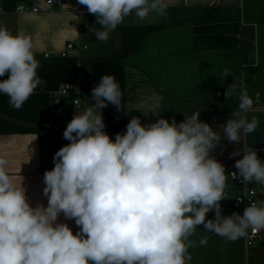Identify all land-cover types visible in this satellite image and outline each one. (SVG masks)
Here are the masks:
<instances>
[{
    "label": "clouds",
    "instance_id": "obj_1",
    "mask_svg": "<svg viewBox=\"0 0 264 264\" xmlns=\"http://www.w3.org/2000/svg\"><path fill=\"white\" fill-rule=\"evenodd\" d=\"M109 34L130 15L139 20L155 12L166 15L168 0H78ZM30 36L12 34L0 26V93L20 109L45 84L37 74ZM227 77L230 70L225 68ZM79 93V89L66 85ZM93 103L75 114L63 132L69 141L54 154V168L44 174L47 206H31L22 182L10 172V161L0 155V264H190L188 248L198 225L206 233L237 240L264 228V202L252 201L243 215H222L227 176L211 155L221 133L200 120V112L184 121L160 117L142 124L132 117L126 131L111 139L102 110L109 104L121 110L122 91L114 75L105 74L92 88ZM237 91L226 89L225 99ZM238 110L223 126L229 142L253 133L259 120L246 113L253 107L247 90L238 93ZM156 114L159 101L141 105ZM235 163L242 183L264 188V161L256 151L243 149ZM239 151L229 158L239 156ZM214 211L213 219H206ZM63 214L74 220L73 234ZM208 237L199 243H207Z\"/></svg>",
    "mask_w": 264,
    "mask_h": 264
},
{
    "label": "crops",
    "instance_id": "obj_2",
    "mask_svg": "<svg viewBox=\"0 0 264 264\" xmlns=\"http://www.w3.org/2000/svg\"><path fill=\"white\" fill-rule=\"evenodd\" d=\"M23 3L38 6V11L16 12L4 10L0 5V26L14 35L30 36L36 60L44 58V52L57 55L67 42H77L79 46L82 40L101 42L95 34L101 30L96 17L88 12L77 15L75 0H63L51 6L45 4V0H23ZM168 3L164 16L152 12L146 19L139 20L133 14L115 29L120 30L121 40L116 39V49L108 55L122 53L133 46L135 26H159L145 34L137 47L123 58L125 131L134 116L139 117L142 124L155 122L160 117L180 123L185 117L200 112V120L221 133V143L211 155L224 166L227 176L225 199L220 202L222 215L230 216L234 212L243 215V209L232 205L241 190L230 181L228 170L236 169V161L243 158V149L256 151L264 161V0H168ZM121 27L126 29L125 33ZM80 53L81 49L76 57L85 60ZM225 68L230 70L227 77L222 75ZM233 84L237 91L225 99L226 89ZM241 88L247 90L254 101L246 115L249 120L256 116L259 124L240 142H229L223 126L238 110ZM91 90L88 86L83 92L80 113L93 103ZM156 101L160 105L156 114L146 106L141 107ZM62 109V123L54 128L58 134L0 133V155L10 161V172L18 183L22 182L33 207L47 206L43 194L44 174L54 168V154L70 143L63 138L71 120L68 117L70 106L65 104ZM37 125L42 126V131L49 128ZM105 132L115 140L116 132ZM234 151H239L240 155L229 158ZM254 186L259 202H264V188L257 183ZM213 218L214 211H210L206 219ZM58 222L67 223L73 234L79 230L75 221L66 220L63 214ZM259 231L260 246L256 249L251 246L253 250L249 251L244 237L229 240L206 233L204 226L198 225L190 238L195 241L188 248L192 256L190 264H264V228ZM205 236L207 243L201 245L199 241ZM249 256H252L250 260Z\"/></svg>",
    "mask_w": 264,
    "mask_h": 264
},
{
    "label": "trees",
    "instance_id": "obj_3",
    "mask_svg": "<svg viewBox=\"0 0 264 264\" xmlns=\"http://www.w3.org/2000/svg\"><path fill=\"white\" fill-rule=\"evenodd\" d=\"M0 5L4 10H11L17 5V0H0ZM159 28L158 25L135 26L136 35L134 44L130 48H125L122 53L97 56L92 59L80 61L85 66L90 75L91 83L89 89H92L99 82L101 76L108 74L114 75L122 91V107L118 111L115 106L109 104L102 110L105 123V131L116 133L125 132V87H124V56L137 47L140 39L150 31ZM125 39V38H124ZM39 67L37 74L45 81V84L39 86L34 94L23 104L20 109H14L9 104V97L0 93V133L7 132H36L38 135L46 133L54 135L57 131L55 127L62 123L61 114L50 116L47 108L51 101V91L60 83L74 78L77 74V57L73 53L65 56L52 55L48 58L37 59ZM7 74L0 79H7ZM44 124L49 128L44 131L31 126ZM58 134V133H57Z\"/></svg>",
    "mask_w": 264,
    "mask_h": 264
},
{
    "label": "built area",
    "instance_id": "obj_4",
    "mask_svg": "<svg viewBox=\"0 0 264 264\" xmlns=\"http://www.w3.org/2000/svg\"><path fill=\"white\" fill-rule=\"evenodd\" d=\"M63 0H45V4L51 6L55 3H62ZM14 11L16 12H26V11H38V6L32 5L29 6L27 4H17L14 8ZM74 11L77 15H86L87 9L83 5L78 4V0H75V8ZM82 48H86L85 45L82 46ZM80 49V46L77 42H67L65 45V49L60 51L57 55L65 56L66 54L73 53L76 54L78 50ZM44 58L50 57V53L44 52L43 54ZM77 66V74L74 78L64 81L60 83L54 90L51 91V101L47 108V113L50 116L54 115H60L63 112V105L68 104L70 106V109L68 111V117L70 119L73 118V116L77 113H80V110L84 104L83 99V92L84 90L90 85L91 83V75L89 71H86L81 64L80 60L77 58L76 61ZM66 85H72L75 88H78L80 91L79 93H76L73 91L72 88L67 89L65 87ZM238 172L237 169H230L228 170V177L230 181L238 186L241 190V193L237 195L232 205L234 208H241L245 209L246 206H248L252 201H258L257 197V189L254 186V183L245 184L242 183L241 178L239 176H236V178H233L231 173ZM262 241V236L260 234L259 230L253 231L251 228L247 230V234L244 236V243L246 247H251L257 244V242Z\"/></svg>",
    "mask_w": 264,
    "mask_h": 264
},
{
    "label": "rangeland",
    "instance_id": "obj_5",
    "mask_svg": "<svg viewBox=\"0 0 264 264\" xmlns=\"http://www.w3.org/2000/svg\"><path fill=\"white\" fill-rule=\"evenodd\" d=\"M18 4H24L23 0H17ZM122 32L125 33V30L123 27H121ZM121 33L120 30H113L110 34H109V38L107 41H101L98 43H95V41L93 40H82L80 42V49H81V53H80V57L81 59H92L96 56H103V55H108L112 52L115 51L116 49V39H119V41L121 40L120 37ZM85 44L86 48L82 49V45ZM98 50V52H94L95 50ZM83 60V61H85ZM34 126L36 128L42 129L41 125H31ZM260 244L259 242H257V244H255V246H253L255 249L259 248ZM253 247L249 248V251L253 250ZM250 258H252V256H249V260Z\"/></svg>",
    "mask_w": 264,
    "mask_h": 264
}]
</instances>
